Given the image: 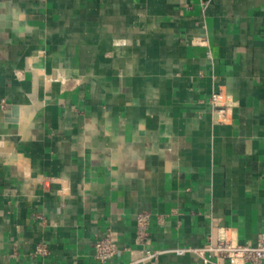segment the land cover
Wrapping results in <instances>:
<instances>
[{
	"label": "crops",
	"instance_id": "1",
	"mask_svg": "<svg viewBox=\"0 0 264 264\" xmlns=\"http://www.w3.org/2000/svg\"><path fill=\"white\" fill-rule=\"evenodd\" d=\"M141 213L158 264L264 234V0H0V264H96Z\"/></svg>",
	"mask_w": 264,
	"mask_h": 264
},
{
	"label": "built area",
	"instance_id": "2",
	"mask_svg": "<svg viewBox=\"0 0 264 264\" xmlns=\"http://www.w3.org/2000/svg\"><path fill=\"white\" fill-rule=\"evenodd\" d=\"M62 81L65 79L62 77ZM218 95L210 99V106L215 113L223 114L225 110L217 102ZM149 213H141L136 218L135 245L136 248H121L118 237L108 230L103 237L96 240L93 257L96 264H109L119 255L128 252L130 259L124 264H158L162 255L169 251L153 250L147 247L150 238ZM42 220V217H40ZM161 222V221H160ZM227 229L218 232L215 243H209L201 248H186L170 251L177 256L193 254L203 264H211L215 260L217 264H264V234L260 236L256 245L235 243L228 236ZM48 255V248L38 245L31 257Z\"/></svg>",
	"mask_w": 264,
	"mask_h": 264
},
{
	"label": "water",
	"instance_id": "3",
	"mask_svg": "<svg viewBox=\"0 0 264 264\" xmlns=\"http://www.w3.org/2000/svg\"><path fill=\"white\" fill-rule=\"evenodd\" d=\"M16 111H17V109H16Z\"/></svg>",
	"mask_w": 264,
	"mask_h": 264
}]
</instances>
